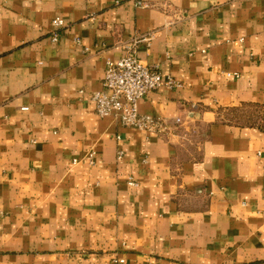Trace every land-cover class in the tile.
<instances>
[{"label": "crops", "instance_id": "0c3cea01", "mask_svg": "<svg viewBox=\"0 0 264 264\" xmlns=\"http://www.w3.org/2000/svg\"><path fill=\"white\" fill-rule=\"evenodd\" d=\"M142 1L0 0V264H264V0ZM134 41L169 138L91 100Z\"/></svg>", "mask_w": 264, "mask_h": 264}, {"label": "built area", "instance_id": "2783aa9c", "mask_svg": "<svg viewBox=\"0 0 264 264\" xmlns=\"http://www.w3.org/2000/svg\"><path fill=\"white\" fill-rule=\"evenodd\" d=\"M136 4L140 7H147L142 0H136ZM66 27L67 24L62 18L57 17L52 20L50 38L53 43L59 41L60 32ZM75 42L81 43L79 39ZM137 43V41L129 43L125 48V54L118 61L106 60L103 87L91 93V100L100 118L112 117L124 127L166 139L174 134V128L162 118L141 114L139 103L151 92L162 87L178 88L180 84L171 77L163 78L158 69L140 61L137 57ZM84 51L87 52L88 49L85 48ZM234 76L238 77V74ZM82 93L84 92L81 90L80 94ZM181 123V119L178 118L176 124ZM117 139L120 140V137ZM123 155V152L119 151L117 159L121 160ZM89 157V164L93 165L94 152H91ZM128 183L131 186H137V183L131 179ZM114 262L124 264L125 261L119 259Z\"/></svg>", "mask_w": 264, "mask_h": 264}]
</instances>
